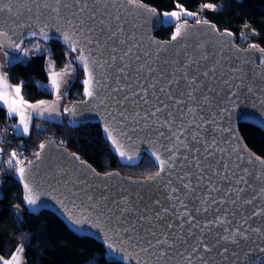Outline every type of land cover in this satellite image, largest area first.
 <instances>
[{
    "label": "water",
    "instance_id": "water-1",
    "mask_svg": "<svg viewBox=\"0 0 264 264\" xmlns=\"http://www.w3.org/2000/svg\"><path fill=\"white\" fill-rule=\"evenodd\" d=\"M3 3L12 9L0 13V32L6 33L0 35L4 52L17 55L20 52L10 45L19 44L22 50L26 42L37 40L58 42L75 54L73 63L83 74L79 82L83 99L63 106L69 127L97 125L102 139L123 165L134 166L146 155L160 171L154 152L172 164L152 179L123 176L117 171L100 174L76 154L46 139L34 157L20 166L25 170L24 180L17 169L12 175L28 214L52 213L71 234L101 245L105 261L113 264H248L252 258L262 264L264 159L248 149L238 127L248 124L264 134V65L260 63L264 52L257 47L241 48L232 32L219 31L209 22L183 20L174 25L169 39L159 40L154 33L160 28V16L140 0L136 4L128 0ZM178 24L185 27L173 41ZM226 32L232 35H224ZM65 34L70 43L65 42ZM81 53L88 73L85 61L78 58ZM193 78L196 83L190 84ZM86 79H91L92 96L85 95ZM169 80L174 83L169 84ZM162 87L168 91L161 92ZM176 99L184 103L176 105ZM157 107L164 110L153 116ZM106 127L116 144L108 139ZM181 127V140L187 148L173 136ZM173 154L174 160L170 159ZM7 178L0 174V211ZM185 183H191L194 191L187 192ZM25 184L36 198L35 205L24 200ZM210 188L216 190L209 192ZM169 195L185 201L193 223L199 226H179L187 219L177 218L185 209L177 200H169ZM206 195L209 199L202 206ZM201 207L208 210L197 212ZM162 208H168V213H162ZM254 212L259 215L253 216ZM158 215L162 218L157 219ZM217 217L224 223L209 224ZM169 223L172 229L167 228ZM235 229L248 239L238 237L236 244L219 240ZM164 239L172 247L156 244ZM105 240L119 251L108 249ZM197 240H203L211 251L203 252L201 245L192 253ZM190 253L191 259H186ZM122 256L127 259H120Z\"/></svg>",
    "mask_w": 264,
    "mask_h": 264
},
{
    "label": "trees",
    "instance_id": "trees-1",
    "mask_svg": "<svg viewBox=\"0 0 264 264\" xmlns=\"http://www.w3.org/2000/svg\"><path fill=\"white\" fill-rule=\"evenodd\" d=\"M139 1V0H138ZM144 4L156 9L159 16L162 13L179 12L177 5L196 15L177 20L172 24L160 23V28L154 33L159 40L169 39L174 25L187 20L194 22L207 21L219 31H230L237 39L236 44L241 48L256 45L264 49V0H140ZM204 4H213V9H205ZM160 18V17H159ZM50 51V59L56 68H62L67 63L75 69V80L72 82L63 106L82 100L83 78L81 71L76 70L73 63L75 54L60 45L58 42H40ZM23 48V49H24ZM48 53L32 55L26 60L10 65L7 77L10 84L20 85L24 98L30 103L44 99H51V94L39 89L38 83L47 81L46 59ZM6 111L0 107V128L4 124ZM68 119V118H67ZM63 122H53L35 117L31 123L29 133L16 143V136L9 146L3 149L0 174L8 176L3 190V202L0 211V255L9 258L18 247H23L27 264H113L105 261L104 249L101 245L88 238H79L63 225L52 213L41 212L38 216L28 214L23 208L21 189L13 181L12 175L17 167L30 161L38 145L51 139L76 154L79 159L86 162L100 173H113L117 171L123 176L142 178L154 176L158 171L153 162L145 155L134 166L123 165L111 152L108 144L102 139L101 129L93 124H80L77 128ZM239 133L248 149L264 159V134L257 128L248 124L239 125ZM15 152L17 160L14 166L5 167L9 150ZM17 161L20 163L17 165ZM118 264V263H117Z\"/></svg>",
    "mask_w": 264,
    "mask_h": 264
},
{
    "label": "snow or ice",
    "instance_id": "snow-or-ice-1",
    "mask_svg": "<svg viewBox=\"0 0 264 264\" xmlns=\"http://www.w3.org/2000/svg\"><path fill=\"white\" fill-rule=\"evenodd\" d=\"M129 3L131 4H136V0H128ZM77 3H79V0H77ZM137 6H141V5H138ZM177 7L180 9L179 12H171V13H165V16H170V17H173L175 19H179L181 14L183 15H187V16H194L196 15L195 13L193 12H188L186 11L184 8H182L181 6L177 5ZM203 8L205 9H213L214 8V5L213 4H204L202 5ZM5 11H8V12H11L12 9L10 7H8L6 4L3 3V0H0V13H3ZM53 11H55V9H53ZM197 23H205L207 24L208 22L207 21H200L198 20ZM185 27V25L183 24H178L177 27H176V31L173 33L172 35V40H176L179 36L182 35V29ZM213 28H215L214 25H212ZM33 35H35V33H32ZM0 35H6V33H3V32H0ZM41 35H43L45 37V39H47V34L43 31H41ZM224 35H232V33L230 32H226L224 33ZM64 39H65V42L66 43H70V40H69V37L65 34L64 36ZM10 47H14L16 48L19 52H21V55L22 56H27L28 55V50L27 49H24V50H21L20 48V45L19 44H13V45H10ZM38 47V46H37ZM257 46L256 45H249V49H255ZM3 50V45H0V51ZM72 50L73 51H76V48L74 45H72ZM261 52H264V49H260ZM5 55H7V53H5ZM80 60L82 61H85V58L83 56V53H81L80 57H78ZM20 58L19 57H15L13 58V62H16L17 60H19ZM260 63L262 65H264V59H262L260 61ZM85 72L88 73V65H87V62L85 61ZM64 75V73H55V72H50L49 74V80H50V84H51V88L53 89L54 92H58L59 91V88H60V84H61V77ZM204 76H207L208 73L207 72H204L203 73ZM185 80H188V77L185 76L184 77ZM169 84H172L174 83L173 80H169L168 82ZM190 84H195L196 81H195V78H193L192 80L189 81ZM84 84H85V95L86 96H92L93 95V92L91 90V79H86L84 81ZM150 87H153V85H150ZM251 90V89H249ZM161 92H166L168 91L167 88H164L162 87L160 89ZM188 97L191 99L192 98V95L193 93L191 91H189L187 93ZM168 99H172L171 96H168L167 97ZM147 102V101H145ZM0 103H2L8 110V115L9 116H12L13 114H15L16 116H19V125L22 127L23 129V133L25 135L28 134V131H29V127H28V120H29V117H30V111H35V112H38L40 115H43L45 112H48L49 114L55 112V105H46L45 102L41 101V102H38L37 104H29L26 100H24L23 96L21 95V88L19 85L17 86H10L8 84V80H7V75L6 74H3V73H0ZM161 103H163V101H161ZM184 103L183 100H180V99H176L175 100V104L176 105H180ZM167 107V105H165V108ZM164 109L160 108V107H157L155 109V111L152 113L153 116H155L157 113L163 111ZM67 111V109H66ZM189 111H193V109H189ZM171 115V114H169ZM173 121H169V124H171ZM191 126V125H189ZM203 125H198V127H202ZM15 127V126H14ZM105 132L107 133V137L109 140H111L113 142V144H116V141L114 140L113 138V135H112V132L109 131V129L106 127L105 128ZM183 135V127L180 128V130H178L177 132H174L173 133V136L175 137V140L179 143H182L183 146L185 148L188 147L187 144H184L183 141L181 140V136ZM193 140L196 139V134H193ZM41 149L44 148V145L41 144L40 145ZM210 147V146H209ZM170 152L172 151V149H168ZM117 151L119 152L120 156L121 157H124L125 156V153L123 151H121L119 148H117ZM205 151H207V148L205 149ZM153 155L155 156L156 160L159 162V166H160V171L156 172L154 175L155 176H160L161 172L164 171L165 167H169L171 168L172 167V164L161 159V157L157 154V153H153ZM12 156V159H15L16 157V153L13 152L11 154ZM36 156H37V159H39L40 157V153H36ZM77 159H79L77 157ZM170 159L174 160L175 159V154H173L172 157H170ZM12 163V160H9V165H11ZM20 162L17 161V165L19 164ZM261 163H264V161H261ZM196 166L197 168H199V161H196ZM24 169L21 168V167H17V172L21 178V180L23 181L24 180ZM216 174V173H214ZM149 179H152V177H149ZM183 179V177H182ZM241 180H243V177L240 178ZM257 179H259V177H257ZM240 181L238 180L237 183H239ZM245 183H247V181H245ZM183 188L185 190H187V192L191 193L194 191L191 183H185L183 184ZM25 190H26V195L24 197V200L26 201V203L28 205H35L36 204V198L33 196L31 190L29 189L28 185L25 184ZM216 189L214 188H210L209 189V192L211 191H215ZM177 191V189L173 188L172 189V192L175 193ZM239 191H243V189H240ZM237 198H239V193H237ZM169 200H177L178 201V204L180 206V208L182 209H185L183 211H180L179 212V215H178V219L182 218V217H186V221L182 222L179 226L182 228L184 226V223H188L190 225H192L193 227H197L199 225L193 223V217L190 215V213L186 210L187 209V204L185 203L184 200H179L178 197H173L171 195H169L168 197ZM209 197L206 195L204 196V198L201 200V205L203 206L204 204L207 203ZM217 201L213 200V203H216ZM246 203H250V201H245ZM157 203H159L157 201ZM219 203L223 204L224 201L223 200H220ZM233 203H235V201H233ZM208 209L206 207H201V208H198L197 209V212H200V211H207ZM169 211L168 208H162L161 209V212L162 213H165L167 214ZM253 216L255 215H259V213H253L252 214ZM162 218L161 216H157V219H160ZM69 219L71 220L72 218L69 217ZM72 223L74 224H79L80 221L79 220H72ZM224 223V220L220 217H217L215 221H210L209 224H223ZM205 228L208 227V225H204ZM167 228L169 229H172L173 228V225L171 223L167 224ZM225 231H228L227 229H225ZM188 235L191 236L192 235V232L189 230L188 232ZM240 238V239H248V237L246 235H244V233L242 231H240V229H235L233 230L229 235H225V236H221L219 237V240H222L224 242H231L233 244H236L238 243V239L237 238ZM182 239V238H181ZM218 240V242H219ZM104 243L107 245L108 249H110L112 252H117L119 251L112 243H109L107 240L104 241ZM149 245L150 246H153L152 245V241H148ZM156 244H164V245H167V247H172L171 244H169L168 240L167 239H164V240H157L156 241ZM203 245V252L207 253L209 251H211V248L206 244L204 243L203 240H197L196 242V246L192 248V253H195L197 251V249ZM23 247H18L16 249V252L13 253L12 255V258L10 260H4L3 261V264H20V253L23 252ZM144 251H148V249H144ZM224 251H227V249H224ZM259 252L261 253H264V247H261L259 249ZM235 254V253H234ZM161 255H165V252H161ZM181 256H184L183 253H180ZM244 255L247 257L248 256V253L245 252ZM120 259H127L126 256H122V257H119ZM186 259H191V253L189 254L188 257H185ZM2 259V258H0ZM206 264V262H205ZM248 264H256V259L255 258H252L248 261ZM262 264H264V261H262Z\"/></svg>",
    "mask_w": 264,
    "mask_h": 264
},
{
    "label": "crops",
    "instance_id": "crops-1",
    "mask_svg": "<svg viewBox=\"0 0 264 264\" xmlns=\"http://www.w3.org/2000/svg\"><path fill=\"white\" fill-rule=\"evenodd\" d=\"M38 46V47H37ZM28 50V55L27 56H22L20 53L17 55H12V54H8L5 55L6 52H4L3 50L0 51V73L6 74L8 72V69L10 67L11 64L13 63H17V62H21L22 60H26L27 58H30L32 55H38V54H42V52L44 53H48L47 59H46V75H47V81L43 82V83H38V87L40 90H42L43 92H48L51 94V99H44V100H40V101H34L33 103H30L26 100V98H24V92L22 87L21 88V95L23 96L24 100H26L29 104H37L38 102H45L46 105H55V112L49 114L48 112H45L43 115H40L38 112L35 111H30V117L28 120V127H30L33 119L35 117L37 118H41V119H48V120H53V121H57L59 118L64 119L65 116L64 114H62V108L61 105L63 104V100L65 99L66 93L68 92L72 82L75 80L76 74H75V69L73 68V66L69 63H67L64 67L62 68H56L55 64H53V61L50 59V51L48 49L47 46L44 45H40L39 43L33 42V44H31L28 48H26ZM15 57H19L20 59L17 60L16 62H13V58ZM50 72H55V73H64V75L61 77V84H60V88L58 92H54L53 89L51 88V84H50V80H49V74ZM8 80V77H7ZM8 84L10 86H17V85H13L9 83L8 80ZM0 107H2L5 111H6V115H8V110L7 108L0 103ZM50 115V116H48ZM9 116V115H8ZM60 116V117H59ZM12 121L15 124V132H16V143L21 144V139L24 138V136H26L23 133V129L22 127L19 125V116H16L15 114H13L12 116H9ZM9 154L10 156L7 158L6 161V165L5 167H11L14 166L13 162L15 160H17V155L15 157V159H12V152L11 149L9 150ZM2 153H1V148H0V169L2 167L1 162H2ZM9 160H12L11 165H9ZM16 252V251H15ZM0 264H3L4 260H10L12 258H4L0 255ZM20 264H27L26 260H25V252L20 253Z\"/></svg>",
    "mask_w": 264,
    "mask_h": 264
},
{
    "label": "built area",
    "instance_id": "built-area-1",
    "mask_svg": "<svg viewBox=\"0 0 264 264\" xmlns=\"http://www.w3.org/2000/svg\"><path fill=\"white\" fill-rule=\"evenodd\" d=\"M4 124L0 128V148L1 152L3 149L8 147L10 142L14 139L16 136L15 132V124L12 121V119L8 116L5 115L3 118Z\"/></svg>",
    "mask_w": 264,
    "mask_h": 264
},
{
    "label": "rangeland",
    "instance_id": "rangeland-1",
    "mask_svg": "<svg viewBox=\"0 0 264 264\" xmlns=\"http://www.w3.org/2000/svg\"><path fill=\"white\" fill-rule=\"evenodd\" d=\"M186 17H188L187 15H183V14H181V16H180V18L179 19H175V18H173V17H170V16H165V13H162L161 14V16H160V18H159V21H160V23H162V24H172L173 22H176L177 20H180V19H183V18H186ZM31 44H33V42H31V43H28L26 46H25V48L24 49H26V48H28ZM24 49H22V50H24ZM20 54H21V52H20ZM19 54V55H20ZM62 114H63V109H62ZM48 116H50V115H48ZM60 117V116H59ZM46 119V118H45ZM65 119H67V117H64V119H62V118H59L58 120H57V122H63ZM48 120V119H47ZM67 120H69V119H67ZM50 121H53V120H50ZM53 122H56V121H53ZM31 126V125H30ZM29 129H30V127H29ZM28 133H29V131H28ZM9 146V145H8ZM24 251V250H23Z\"/></svg>",
    "mask_w": 264,
    "mask_h": 264
}]
</instances>
